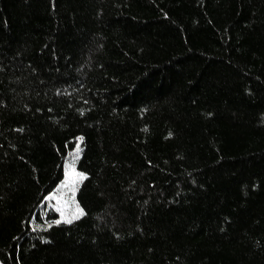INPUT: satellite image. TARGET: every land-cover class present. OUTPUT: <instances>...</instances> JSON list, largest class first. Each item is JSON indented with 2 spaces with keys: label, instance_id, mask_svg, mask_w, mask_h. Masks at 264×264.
<instances>
[{
  "label": "trees",
  "instance_id": "1",
  "mask_svg": "<svg viewBox=\"0 0 264 264\" xmlns=\"http://www.w3.org/2000/svg\"><path fill=\"white\" fill-rule=\"evenodd\" d=\"M21 93L1 264H264V0H0V118ZM78 137L84 214L46 226Z\"/></svg>",
  "mask_w": 264,
  "mask_h": 264
},
{
  "label": "rangeland",
  "instance_id": "2",
  "mask_svg": "<svg viewBox=\"0 0 264 264\" xmlns=\"http://www.w3.org/2000/svg\"><path fill=\"white\" fill-rule=\"evenodd\" d=\"M14 105V108L9 111L11 113L8 112L4 118H0V123L6 125L9 135L15 140H23V137L26 135V130L16 131L14 123L20 121L21 125H25L28 121L31 122L32 97L27 93L18 94ZM83 148L84 142L81 137H78L70 147V155L65 165V179L59 188L43 204L42 209L44 210L46 226L72 223L80 219L84 214L77 201L80 187L86 178L78 170V162L81 158Z\"/></svg>",
  "mask_w": 264,
  "mask_h": 264
},
{
  "label": "snow or ice",
  "instance_id": "3",
  "mask_svg": "<svg viewBox=\"0 0 264 264\" xmlns=\"http://www.w3.org/2000/svg\"><path fill=\"white\" fill-rule=\"evenodd\" d=\"M82 214V213H81ZM70 222V221H69Z\"/></svg>",
  "mask_w": 264,
  "mask_h": 264
}]
</instances>
